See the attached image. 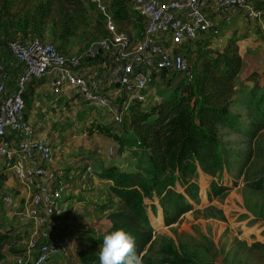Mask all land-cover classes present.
Wrapping results in <instances>:
<instances>
[{"label":"rangeland","instance_id":"rangeland-1","mask_svg":"<svg viewBox=\"0 0 264 264\" xmlns=\"http://www.w3.org/2000/svg\"><path fill=\"white\" fill-rule=\"evenodd\" d=\"M136 1L129 0L121 6L120 0H108L110 10L124 6L121 27L133 43L140 40L145 25ZM259 6L253 15L246 8L235 12L232 22L223 28L224 42L212 38L192 42L188 59L195 70L209 58L224 61L220 55L228 51L231 56H239L240 61L233 63H237L238 69L237 94L228 125L219 132L217 155L221 168L213 175L206 170L205 162H197L191 180L185 184L177 180L172 185L192 209L167 226L165 205L160 198L153 193L145 199L155 235L151 247H147L150 250L142 255L146 254L153 264L177 258H184L188 264H264V128L254 137L247 134L253 125L260 127L264 118V5ZM206 9L217 19V25L222 24L213 1ZM92 13L85 15L84 24L65 39H59L58 29L52 25L46 27L40 38L64 53L85 57L98 47L106 31L104 23L99 22L104 16L96 7ZM3 50L0 49V62L7 63ZM184 77L178 75L170 88L156 78L149 87L151 100L142 105L144 111L154 102L179 94V83ZM47 88L28 94L25 104L33 120L31 126L54 148L47 177L49 181L50 177L57 178L56 182L63 180L67 187L65 197H69L65 207L62 204L63 217L55 222L53 230L66 241L67 255H58L54 263L87 264L99 258L101 245L95 243L96 237L101 238L110 227L107 216L119 207V199L110 189L113 181L108 179L109 171L142 172L149 177L147 172L153 167L145 152L134 146L136 138L128 125L116 126L107 113L83 104L74 90L56 102ZM112 148L117 150L113 155ZM3 176L8 178L0 165V180ZM35 192L28 190L22 203L16 195L11 203H0V232L13 233L0 243L5 254L3 264H13L18 257H23L27 264L34 261L43 227L28 222L24 225L19 217ZM159 213L161 224L156 223Z\"/></svg>","mask_w":264,"mask_h":264},{"label":"built area","instance_id":"built-area-1","mask_svg":"<svg viewBox=\"0 0 264 264\" xmlns=\"http://www.w3.org/2000/svg\"><path fill=\"white\" fill-rule=\"evenodd\" d=\"M90 1L104 15L106 33L98 47L85 57L64 53L41 38L8 43L12 60L23 70L12 94H7L6 83L0 82V160L5 161L26 192L36 190L19 217L24 225L28 222L43 227L32 264H55L58 255H67L66 241L53 231L55 222L63 217L67 187L54 177L47 184L41 183L54 148L25 119L29 84L46 79L55 101L74 90L83 104L107 113L113 124L120 126L135 100L148 104L149 87L156 78H161L165 86L175 75L192 78L185 53L192 42L219 32L216 21L206 11L209 2H214L225 22L243 8L250 15L258 11L249 0H137L135 6L145 25L140 40L133 43L117 25L107 0ZM258 1L264 4V0ZM218 40L222 41L220 36ZM0 71H6V64L0 63ZM106 77L108 90L103 81ZM115 152L112 148L110 154ZM12 197L7 187L0 189V203L9 204ZM13 264L27 263L18 257Z\"/></svg>","mask_w":264,"mask_h":264},{"label":"trees","instance_id":"trees-1","mask_svg":"<svg viewBox=\"0 0 264 264\" xmlns=\"http://www.w3.org/2000/svg\"><path fill=\"white\" fill-rule=\"evenodd\" d=\"M127 2L129 0H120L119 4L122 6ZM249 2L257 8L260 7L259 3L262 4L258 0ZM94 7L96 6L87 0H0V49L10 55V41L40 38L49 25L58 29L60 40L65 39L76 33L78 27L86 21L85 15L93 14ZM111 11L117 25L122 29L124 6ZM233 19L234 17L229 22L222 20V24L217 25L218 34L210 33L206 38L217 41L220 36L224 42L223 28ZM99 22L100 25H105V17ZM103 33L104 36L106 31ZM230 53L228 51L220 55L225 58L224 61L209 58L200 68L195 70L192 67V78L184 77L180 80L179 94L154 102L147 107L148 110L144 111L143 103L138 99L132 103L131 111L124 117L123 124L133 131L136 138L134 146L145 152L153 170L147 172L149 177L142 172L131 173L115 169L109 171L108 179L113 181L110 189L118 197L119 207L108 214L110 227L101 238L96 237V244L102 245L106 234L123 228L135 237L136 254L142 256L143 264H153L146 254L142 255L150 250L155 235V229L147 215L145 199L155 193L165 205L164 222L167 226L171 225L192 209L185 197L173 190L175 181L185 184L191 180L197 162H205L206 170L213 175L221 168L222 161L217 155L219 132L222 126L228 125L231 117V106L237 94L235 79L238 70L237 63H233L240 61L236 53L233 56ZM185 57L189 64V50ZM177 76L170 79L171 86L166 88L173 86V80ZM263 128L264 118L260 127L253 125L247 134L254 137ZM162 220L159 213L156 223L161 224ZM12 234L9 231L0 232V243L10 239ZM149 244L150 247L147 248ZM4 259L5 254L0 247V264H3ZM90 263L100 264L99 258H93L87 264ZM162 264L188 263L184 258H177Z\"/></svg>","mask_w":264,"mask_h":264},{"label":"crops","instance_id":"crops-1","mask_svg":"<svg viewBox=\"0 0 264 264\" xmlns=\"http://www.w3.org/2000/svg\"><path fill=\"white\" fill-rule=\"evenodd\" d=\"M208 10H211V8H209ZM210 15L212 16L211 12H210ZM214 20L217 21V19H214ZM3 54L8 59V62L5 63L6 64V71L4 73L0 72V82L4 81L7 85V94H12L16 89L17 79H18L19 75L22 73L23 69L18 63L14 62V60H12V58H10V55L8 53H6V51H5V53L3 52ZM1 55H2V53L0 54V56ZM107 73L105 72V74H107ZM103 81H104L105 88L107 90L110 89L109 79L106 77V78H103ZM46 87H49V86H48V81L46 82L45 80L34 81V82L30 83L28 88H27L25 98L28 94H33V93L37 94L38 90H41V89L46 88ZM48 90H50V89H48ZM48 92L50 93V96H51L52 93L50 91H48ZM66 92H68V91H66ZM65 94H66V96L68 95L67 93H65ZM51 98H52V96H51ZM60 98L61 97H59V99L56 102L60 101ZM53 102L54 101H52V104H55ZM25 119L27 120L28 123L33 122L32 117L29 115L28 107L26 108V111H25ZM31 123H30V125H31ZM35 130H37V129H35ZM36 132H37L38 136L42 137V135L39 134L38 131H36ZM0 165H2V167L4 168L5 175L8 177V178H5L4 176L1 177L0 181H1L2 187H7L8 189L10 188L9 190L12 193L13 197H15L14 195H16L17 199L21 198L20 203H22V200L26 199L24 196V194H26V190L19 183V181L14 177L12 170H10V168L6 167L4 160H2V159L0 160ZM46 167H47L46 174L44 177L41 178V183L46 181V184H47L49 181V178L47 177V175L51 173V169H49V165H47ZM8 171L10 172V174H8ZM54 171H56V169ZM67 198H69V197L66 196V199ZM27 203L28 202H26V204ZM67 203H69V202L67 201Z\"/></svg>","mask_w":264,"mask_h":264},{"label":"clouds","instance_id":"clouds-1","mask_svg":"<svg viewBox=\"0 0 264 264\" xmlns=\"http://www.w3.org/2000/svg\"><path fill=\"white\" fill-rule=\"evenodd\" d=\"M100 264H143L141 255L136 254V240L123 228L103 237L99 249Z\"/></svg>","mask_w":264,"mask_h":264}]
</instances>
